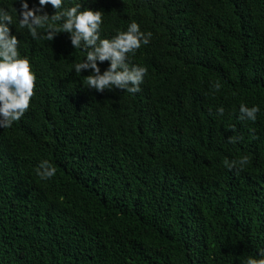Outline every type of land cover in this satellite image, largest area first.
I'll list each match as a JSON object with an SVG mask.
<instances>
[{
	"label": "trees",
	"instance_id": "16d2710c",
	"mask_svg": "<svg viewBox=\"0 0 264 264\" xmlns=\"http://www.w3.org/2000/svg\"><path fill=\"white\" fill-rule=\"evenodd\" d=\"M77 3L101 10L102 38L133 21L152 33L129 54L147 75L135 94L88 88L89 70L74 69L86 51L72 46L70 34L48 41L41 29L33 39L19 27L20 0H0L36 76L29 109L0 128V264L258 258L264 0H64ZM109 63L98 61L101 72ZM242 103L259 106L255 122L239 119ZM243 156V168L225 167ZM44 160L56 168L51 179L37 175Z\"/></svg>",
	"mask_w": 264,
	"mask_h": 264
},
{
	"label": "clouds",
	"instance_id": "9594fccd",
	"mask_svg": "<svg viewBox=\"0 0 264 264\" xmlns=\"http://www.w3.org/2000/svg\"><path fill=\"white\" fill-rule=\"evenodd\" d=\"M18 23L21 29H27L33 39L38 38V30H44V38L52 41L60 32L70 34L72 46L86 51L82 62L76 63L75 72L89 70L85 84L88 88L99 92L120 89L135 94L140 91V85L147 75V68L129 62V54H134L141 45H147L152 36L145 34L140 25L133 21L126 31H121L111 38H102L100 34L102 20L101 10L84 8L81 3L71 7L64 6V0H39V5L29 8L27 0H20ZM51 5L55 10L51 15L43 11ZM13 18L5 8H0V128H11L19 121L30 107L31 98L35 92L36 76L32 71L27 57L18 51L19 39L12 34L10 25ZM109 61V66L101 72L98 64ZM216 90L220 89L217 82ZM259 106H239V119L255 122ZM211 112V110H210ZM224 109H218L222 115ZM240 137H229L230 143H236ZM249 162L247 156L238 161H224L225 167L232 169L239 165L243 168ZM56 174V168L47 160L40 163L37 175L42 180L51 179ZM242 264H264V249H260L258 258L248 256Z\"/></svg>",
	"mask_w": 264,
	"mask_h": 264
}]
</instances>
